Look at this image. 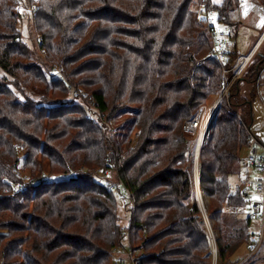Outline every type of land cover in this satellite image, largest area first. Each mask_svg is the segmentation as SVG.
<instances>
[{
  "label": "trees",
  "instance_id": "1",
  "mask_svg": "<svg viewBox=\"0 0 264 264\" xmlns=\"http://www.w3.org/2000/svg\"><path fill=\"white\" fill-rule=\"evenodd\" d=\"M243 1L27 0L40 63L22 39L20 1L0 0V69L11 78H0V264H111L126 240L139 264H213L184 125L232 77L209 56L211 29L198 8L234 38ZM237 57L230 51L229 64ZM244 73L200 152L219 264H235L252 241L249 197L230 176L252 141L250 102L238 95L241 80L264 85L261 50ZM71 89L80 101L67 98ZM128 111L120 136L109 123ZM109 170L131 192L127 226L116 192L98 177Z\"/></svg>",
  "mask_w": 264,
  "mask_h": 264
},
{
  "label": "built area",
  "instance_id": "2",
  "mask_svg": "<svg viewBox=\"0 0 264 264\" xmlns=\"http://www.w3.org/2000/svg\"><path fill=\"white\" fill-rule=\"evenodd\" d=\"M30 12L33 14L34 8H31ZM240 13L243 20L247 19L252 14L255 15L258 18L256 27L263 32L261 34L260 41H258L249 54L246 56L237 57L236 60L231 64H229L231 45L229 40L232 38V27L230 25L219 26L215 23V19L210 16V14L206 12L203 13V16L207 18L208 25L211 29L212 48L209 52V56L213 59H216L223 66V74L226 78H228L229 74H232V77L227 81L223 89L222 98H225L229 95L231 88L244 74L264 40V6L258 4L255 1H245L241 5ZM218 105L219 104H214L215 107L212 106L210 108L203 106L197 115L184 125V130L189 134L190 137L188 140V154L192 155L195 193L197 188H200V152L202 147L206 144L208 127L214 113L218 108ZM111 125L113 126V123H111ZM112 129L114 130L113 127ZM248 163L258 169L255 177L247 180L243 188L245 195L249 197L248 215L252 221L260 222L261 224L259 241L257 243L256 241H253L252 243V250L249 256H253L258 252V249L261 247L264 239V145H260L259 148L255 147L249 153ZM85 169L86 168H83V170ZM75 177V174H68L65 178ZM44 178L48 179L49 176L44 174ZM106 182H108L110 188L116 192L119 202L124 207H130L132 205L131 192L123 183H115L113 181H109V179H106ZM201 209L202 212H205L202 207ZM204 221L208 228L213 244V264H219L215 232L212 229V224L207 213H204ZM113 264H139V261L136 256L129 254V258L117 259ZM235 264H243V261L236 262Z\"/></svg>",
  "mask_w": 264,
  "mask_h": 264
},
{
  "label": "rangeland",
  "instance_id": "3",
  "mask_svg": "<svg viewBox=\"0 0 264 264\" xmlns=\"http://www.w3.org/2000/svg\"><path fill=\"white\" fill-rule=\"evenodd\" d=\"M19 1L21 3V12H22V17L20 20L19 29H20L21 34H22L23 42L27 46H29L30 49L33 50L35 60H37V62L42 63L45 56H44V53L41 52V50L39 49V35H37L35 30H34L33 18H32L33 16H32V13L30 12L31 7H29L27 0H19ZM216 1L219 2L221 0H216ZM245 1L249 2V1H254V0H244L242 2V4ZM202 10H203L202 8H198V12H200V15H202V17H203V13H205V12H203ZM233 17L236 21L240 22V28H239L237 36L234 38H231L229 40V43H231L230 51L236 52L238 57L246 56L253 49L255 43L259 40V38H261V34L263 31L256 27L258 18L253 14L250 17H248L247 19L243 20L241 18L240 9L238 8L237 10L234 11ZM260 50H261V52L264 53V40L261 43V46L259 47L258 51H260ZM244 74L242 75V77L244 76ZM0 78L1 79L9 78V76L3 70L0 69ZM49 78H51V75ZM10 79L11 78H9V80ZM13 90L20 97H23L25 95V96L31 97L34 100H40V97H41L40 95L36 94L37 92H35L32 89H23L24 91H20L16 88H13ZM222 92L219 95L211 96L208 99L206 106L208 108H210V107L214 106V104H219L218 105V110H219L220 104L223 100ZM77 94L78 93L75 91V89H71L67 98L69 100L77 99L78 101H80L81 97ZM238 98L241 101H249L250 102L249 104H250V109H251V114H252L251 119H250L252 141H251L250 147L246 148L242 152V159L243 160H242V163L239 165L240 173L230 176V183H231L233 189H235L238 184H241V180H245L247 178L248 173H250V174L256 173L257 174V171H258V169L255 166H252L248 163V155L255 147L259 148V146L262 143H264V85L258 86L256 83L249 82L246 79L241 80L240 92H239ZM21 100H23V99H21ZM237 109L239 110V112L242 113V106H239ZM88 110L90 112V115H92L95 119H99L98 118V112L94 108L88 107ZM217 113H218V111L216 110V112L214 113V115L210 121V124L208 127L206 144L208 143V141L210 139V136L212 133L213 122H214V119H215ZM133 116H134V112H131V113H130V111H128L127 113L125 112L121 115H117V117L115 119L110 121L109 125L112 126L111 123H113V127L117 128L116 132L118 133V135L124 136L127 133L128 124H129V122ZM134 136H135V134H133V138H135ZM188 165H189L191 172L193 174L192 155H189V154H188ZM18 173H20L21 176L26 181L28 180V176H29L27 174L28 172L26 173L25 171L19 169ZM98 173H99L98 177H100L102 180H106V179L113 180V178H114L111 170L107 171L106 173H104L102 171H99ZM204 197H205V201H203V203H204L205 208L207 209L206 211H208L207 207L209 204V198L205 194H204ZM195 198L198 199L197 195H195ZM198 201H199V199H198ZM200 206L202 207L201 204H200ZM119 212H120L121 218H122L121 224L123 226H127L129 216H130V213H129L130 211H128V208L124 207L121 203H119ZM203 218H204V212H203ZM210 222H211V220H210ZM211 224H212V222H211ZM252 232L255 234V237H256L255 241L257 243L259 241V238H260V226L258 225V227L254 228V229L251 228V233ZM124 244H125V246L121 250V252L119 253V256L115 255L111 264H113L120 256H123L125 258H129L130 250L128 247V240H126L124 242ZM251 250H252V248H250L248 244H246V243L243 244L240 247V249L237 251V253L234 255V260L236 261L237 259H240L242 256L249 254L251 252ZM257 256H259L260 260L262 262H264V239H263V242L261 244V247L258 249Z\"/></svg>",
  "mask_w": 264,
  "mask_h": 264
},
{
  "label": "crops",
  "instance_id": "4",
  "mask_svg": "<svg viewBox=\"0 0 264 264\" xmlns=\"http://www.w3.org/2000/svg\"><path fill=\"white\" fill-rule=\"evenodd\" d=\"M254 1H256V0H254ZM233 20L236 21V20L234 19V17H233ZM259 41H260V39H259ZM212 98H213V97H212ZM261 145H264V143H262ZM253 170H254V169H253ZM255 175H256V173H252V174L248 173V174H247V178H246L245 180H241V183L245 185V182H246L247 180H249V179L255 177ZM244 185H243V188H244ZM207 208H208V207H207ZM206 210H207V209H206ZM258 225H259L260 228H261V224H260V222L253 221V222H252V226H251V228H253V229H254V228H257ZM253 241H255V237H254V233L252 232V241H251L250 244H248L250 248L252 247V243H253ZM257 254H258V252H257L255 255H253V256H249V255H250V253H249V254H247V255L242 256L240 259H237L236 261L234 260V262L236 263V262H239V261H243V264H264V262H262V261L260 260L259 256H257ZM248 256H249V257H248ZM256 260H257V261H256Z\"/></svg>",
  "mask_w": 264,
  "mask_h": 264
},
{
  "label": "bare ground",
  "instance_id": "5",
  "mask_svg": "<svg viewBox=\"0 0 264 264\" xmlns=\"http://www.w3.org/2000/svg\"><path fill=\"white\" fill-rule=\"evenodd\" d=\"M214 107H215V106H214ZM214 107H213V109H214ZM212 111H213V110H212ZM196 193H197V197H198V199H199V202H200V204L202 205L203 210L205 211L204 213L206 214L207 211H206V208H205L204 203H203V201H205L204 194L202 193V191H201L200 188H197Z\"/></svg>",
  "mask_w": 264,
  "mask_h": 264
},
{
  "label": "water",
  "instance_id": "6",
  "mask_svg": "<svg viewBox=\"0 0 264 264\" xmlns=\"http://www.w3.org/2000/svg\"><path fill=\"white\" fill-rule=\"evenodd\" d=\"M217 111H218V108H217Z\"/></svg>",
  "mask_w": 264,
  "mask_h": 264
}]
</instances>
